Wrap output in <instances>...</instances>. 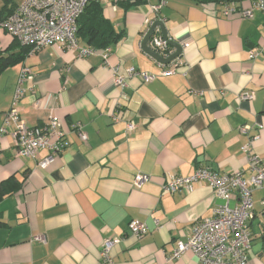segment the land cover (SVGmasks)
<instances>
[{
    "label": "crops",
    "instance_id": "crops-1",
    "mask_svg": "<svg viewBox=\"0 0 264 264\" xmlns=\"http://www.w3.org/2000/svg\"><path fill=\"white\" fill-rule=\"evenodd\" d=\"M22 1L0 0V21L3 9ZM165 1L157 15L149 7L158 0L101 3L103 18L122 33L105 60L104 49L79 57L77 51L44 47L0 74V124L26 65L34 82L26 84L31 90L20 102L21 119L34 127L54 117L67 133L62 152L45 169L38 163L46 150L20 159L13 128L0 138V183L16 184L0 198V264H100L103 240L115 237L123 241L112 250V264H197L189 252L167 258L221 201L206 183L173 194L164 184L174 175H192L198 166L220 174L245 170L241 148L247 138L238 132L243 125L252 127L249 135L257 139L250 153L264 166V56L247 57L264 42V12L249 19L238 11L223 15L224 4L247 8L250 0ZM154 21L181 48L174 74L150 83L128 78L123 90L116 88L115 77L128 68L157 74L172 65L141 49ZM155 37H161L158 28ZM13 41L0 28V50ZM78 46L90 47L80 39ZM243 92L254 99L241 100ZM114 108L119 121L111 116ZM126 121L136 129L126 132ZM75 125L86 133L85 144L71 132ZM137 173L149 176L139 188L132 185ZM263 198L264 189L252 194L249 264H264ZM131 220L145 223L148 233L134 238L127 229ZM36 235L46 243L32 241Z\"/></svg>",
    "mask_w": 264,
    "mask_h": 264
},
{
    "label": "built area",
    "instance_id": "built-area-1",
    "mask_svg": "<svg viewBox=\"0 0 264 264\" xmlns=\"http://www.w3.org/2000/svg\"><path fill=\"white\" fill-rule=\"evenodd\" d=\"M92 0H23L13 12L0 22V28L22 46L30 48L28 54H33L44 47L59 46L69 51H77L79 57L92 55L94 49L79 48L76 38V20L82 14L86 5ZM100 4L105 0H96ZM116 5L121 2L148 1V0H108ZM166 6L165 0H158L151 5L150 11L157 15ZM238 11L242 18H251L255 12H264V0H250L247 8H239L235 3L224 4V16ZM161 37L151 38L149 47L159 55L167 57L172 49L167 41ZM110 52L105 48L102 52L105 60ZM264 56V42L248 51V59L256 60ZM178 59V58H177ZM176 59V60H177ZM160 70L157 74L142 72L135 68H128L125 76H116L114 85L123 90L126 79L137 77L142 83H150L160 77L174 74L177 62ZM34 82V74L30 67L23 65L18 73L14 87L10 108L3 114L0 124V138L8 133L20 159L34 158L41 150L48 152L47 156L38 163L39 169H45L53 163L65 147L67 133L60 127L58 120L49 117L48 121L40 126L29 127L20 117V102L31 89L27 83ZM241 100H253L252 93L243 92ZM117 108L111 114L114 121H119ZM136 129L132 121L125 122L126 132ZM260 129L259 126L256 128ZM251 126L243 125L238 128L239 134L246 136L247 142L241 150L246 156L247 168L230 173H217L205 166H198L188 177L171 176L164 184L163 189L171 194L186 190L193 184L206 183L221 203L212 212L209 219H203L192 225L190 235L186 241L178 242L175 250L168 256L167 262L180 258L185 253H191L197 264H249L248 253L251 248V233L246 222L253 214L252 194L264 189V166L262 161L250 153V149L257 139L250 136ZM73 132L81 143L87 142V135L79 125L73 127ZM149 176L137 173L133 179V187L139 188L148 182ZM264 207V198L261 201ZM155 224L158 221L155 220ZM129 234L134 238H142L148 233L145 223L131 220L127 226ZM32 241L45 244L42 235L32 237ZM123 237L103 240L99 251L100 264H112V250L121 244Z\"/></svg>",
    "mask_w": 264,
    "mask_h": 264
},
{
    "label": "trees",
    "instance_id": "trees-1",
    "mask_svg": "<svg viewBox=\"0 0 264 264\" xmlns=\"http://www.w3.org/2000/svg\"><path fill=\"white\" fill-rule=\"evenodd\" d=\"M190 1L202 4H220L224 0ZM136 2L138 1H134L133 3ZM14 9L15 8L9 10L3 9L1 14L5 15L2 17V21L7 19ZM75 36L77 39L84 41L87 45L94 49H105L109 48L113 44H116L120 40L122 33H118L113 29L112 25L102 16L101 4L96 0H92L86 5L82 14L76 20ZM16 47L18 49L17 52H13V48ZM29 52V47L22 46L14 39L13 45L10 46V48L5 51L0 50V74L7 68L22 62ZM15 188L16 184L13 181L8 180L5 183H0V198L3 195L14 191Z\"/></svg>",
    "mask_w": 264,
    "mask_h": 264
},
{
    "label": "water",
    "instance_id": "water-1",
    "mask_svg": "<svg viewBox=\"0 0 264 264\" xmlns=\"http://www.w3.org/2000/svg\"><path fill=\"white\" fill-rule=\"evenodd\" d=\"M157 28L160 30L162 40L166 41L168 39L166 30H165L163 24L159 21H154L151 24L149 30L147 31L146 35L144 36V38L141 42V49L148 56H150L153 60H155L156 62L163 64V65H168L169 63L176 60L180 56L181 48L176 42L168 40L167 41L168 46L170 48L174 49V52L172 54H170L168 57H163V56L159 55L156 51L149 48L148 43L151 40V38L153 37L154 31Z\"/></svg>",
    "mask_w": 264,
    "mask_h": 264
}]
</instances>
